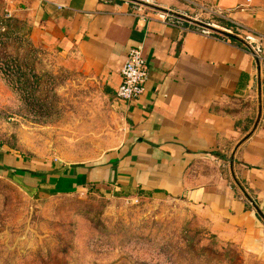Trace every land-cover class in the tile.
Wrapping results in <instances>:
<instances>
[{"label":"crops","instance_id":"obj_1","mask_svg":"<svg viewBox=\"0 0 264 264\" xmlns=\"http://www.w3.org/2000/svg\"><path fill=\"white\" fill-rule=\"evenodd\" d=\"M198 1L229 24L205 33L203 15L181 0H9L8 10L35 46L95 78L119 123L116 146L100 161L58 175L67 186L103 182L181 198L214 230L259 239L264 0ZM248 32L261 45L260 60L242 41ZM135 45L148 73L141 95L125 101L115 91Z\"/></svg>","mask_w":264,"mask_h":264},{"label":"rangeland","instance_id":"obj_2","mask_svg":"<svg viewBox=\"0 0 264 264\" xmlns=\"http://www.w3.org/2000/svg\"><path fill=\"white\" fill-rule=\"evenodd\" d=\"M9 4L0 0V264H264V236L218 232L181 198L40 180L96 164L120 127L95 78L35 46Z\"/></svg>","mask_w":264,"mask_h":264},{"label":"built area","instance_id":"obj_3","mask_svg":"<svg viewBox=\"0 0 264 264\" xmlns=\"http://www.w3.org/2000/svg\"><path fill=\"white\" fill-rule=\"evenodd\" d=\"M189 7L197 9L201 15H215L225 21L228 19L216 9L208 8L198 0H181ZM10 16V15H9ZM200 19V18H199ZM202 21V20H200ZM206 26L202 27L203 32H208L207 26H212L209 22L202 21ZM229 22V21H228ZM242 41L251 53L253 59L262 58V48L259 43L253 40L252 33H246L242 36ZM148 66L143 54L142 45H135L129 48L124 63L120 70L121 82L118 85L115 95L118 99L131 101L136 99L143 92L144 82L147 78Z\"/></svg>","mask_w":264,"mask_h":264},{"label":"trees","instance_id":"obj_4","mask_svg":"<svg viewBox=\"0 0 264 264\" xmlns=\"http://www.w3.org/2000/svg\"><path fill=\"white\" fill-rule=\"evenodd\" d=\"M10 20H14V22L17 24V20H15V19H10ZM217 20H218V23H217V24H220V25H223V26H226V25L229 24V23H227V21H225V20H223V19H221V18H219V19H217ZM230 37H231L233 40L237 41V37H236V36H234V35H230ZM6 68H9V67H6ZM17 71H18V70H17ZM4 73H5L6 76H8V75L11 73V71H10V70H9V71H4ZM51 173H55V174H57V176L59 175V174L57 173V171H51V172H47V173L41 171V172L37 173V175H39L40 180H42V182H44V183H46V182H48V183H52V182H54V181H52V179H51V180H50V179H46V176L51 175ZM48 177H49V176H48ZM48 177H47V178H48ZM244 199L247 200L248 197H247V198L244 197Z\"/></svg>","mask_w":264,"mask_h":264}]
</instances>
